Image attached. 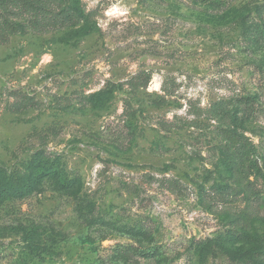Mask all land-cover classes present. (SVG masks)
<instances>
[{"label": "rangeland", "instance_id": "1", "mask_svg": "<svg viewBox=\"0 0 264 264\" xmlns=\"http://www.w3.org/2000/svg\"><path fill=\"white\" fill-rule=\"evenodd\" d=\"M48 7H0V264H264V0Z\"/></svg>", "mask_w": 264, "mask_h": 264}, {"label": "trees", "instance_id": "2", "mask_svg": "<svg viewBox=\"0 0 264 264\" xmlns=\"http://www.w3.org/2000/svg\"><path fill=\"white\" fill-rule=\"evenodd\" d=\"M52 0H0V7H6L9 3H16L22 9L30 12L29 19L27 20L28 26L33 29H38L42 19L59 18L60 23L71 22L75 19V14L68 9H61L58 12H53L48 6ZM219 3L221 0H202ZM0 25L5 30L11 32L20 29L19 24L3 18ZM240 104L244 103L247 110H250V101L248 98L239 99ZM223 139L232 147L236 148L234 157L233 168L239 174H243L246 170L253 165L255 157L257 156V149L255 144L249 140L245 135L238 133L229 128H223L220 132ZM63 183V182H62ZM11 190L0 185V195L10 193Z\"/></svg>", "mask_w": 264, "mask_h": 264}]
</instances>
